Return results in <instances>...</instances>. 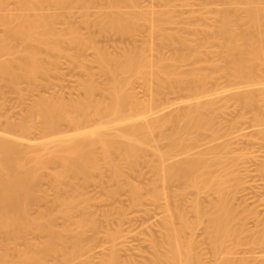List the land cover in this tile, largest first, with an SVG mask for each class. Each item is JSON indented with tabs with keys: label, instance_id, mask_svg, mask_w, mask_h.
Segmentation results:
<instances>
[{
	"label": "rangeland",
	"instance_id": "obj_1",
	"mask_svg": "<svg viewBox=\"0 0 264 264\" xmlns=\"http://www.w3.org/2000/svg\"><path fill=\"white\" fill-rule=\"evenodd\" d=\"M2 1L0 18L7 24L0 22V44L4 41L7 47L3 43L0 46V61H11L19 77L12 82L0 69V139L18 144L19 159L22 157L29 168L36 167L37 179L26 205L31 228L6 230L0 224V263L109 264L114 255L116 264H153L152 243L160 242L158 250L164 251L167 223L179 227L186 221L191 226L184 230L183 239L194 242V261L264 264V258L258 257L263 251L257 241L264 229V125L255 121L256 115L264 117V88L253 83L264 81V63H253L250 68L254 86L249 83L247 88L248 80L233 78L226 38L219 30L227 11L239 35L264 31V26L253 28L246 13L247 0ZM252 1L264 8V0ZM35 10L51 15L56 35L63 39L59 49L30 43L16 32L6 34L9 27L20 25L21 19ZM119 14L127 15L131 22L125 32L110 24ZM31 48L38 51L45 68L35 77L28 76L21 60ZM99 53L120 61L127 55L142 56L149 62L144 70L150 73L143 76L115 73L128 99L124 111L116 114L105 130L123 142L127 137L142 140V149L136 159L117 149L105 157L96 143L97 166L90 164L88 174L69 173L64 160L81 140L73 137L76 130L70 117L74 111L69 104L90 98L93 110L113 101L112 76L101 68ZM178 75L186 79L198 76L180 83L176 81ZM89 83L94 85L91 93ZM247 89L256 93L253 108L245 104L246 95L241 97ZM199 100L211 104L201 111L208 126L184 144L187 150H204L211 162L205 184L201 182L197 188L184 178H165L160 153L170 150L172 158L181 157L180 148L171 146L167 135ZM47 103L63 106L59 110L64 118L56 128L47 127L40 115L39 106ZM93 113L91 117L97 114ZM99 116L93 117L98 120L90 117L89 129L96 121L112 117ZM135 126L140 128L135 130ZM220 194L228 199L235 217L228 235L216 248L210 217L217 210L215 204L224 200ZM195 201L205 210L200 219ZM43 222L51 227H43ZM53 234L59 235L58 241L53 240ZM73 239L79 240L77 245ZM48 241L57 246V253L46 249ZM62 253H72L73 263Z\"/></svg>",
	"mask_w": 264,
	"mask_h": 264
},
{
	"label": "bare ground",
	"instance_id": "obj_2",
	"mask_svg": "<svg viewBox=\"0 0 264 264\" xmlns=\"http://www.w3.org/2000/svg\"><path fill=\"white\" fill-rule=\"evenodd\" d=\"M111 1L113 3H117L121 0H111ZM129 1H131L132 3L134 0H129ZM2 2L3 1L0 0V5L2 4ZM244 3H245V8H246V13L249 19L251 20L252 25L254 26L253 28L256 30L259 28L263 29L262 27L264 26V8L258 6L257 4H254L252 0L251 1L247 0ZM31 8L32 7H30V9ZM35 11L36 12L32 14L33 17H30L32 15H28V17H26L25 19L24 18L21 19L22 21L23 20L24 21L22 23L20 22L21 23L20 25L16 27L15 25L14 27L12 25L11 27H9L6 30L7 31L6 34H11V33L13 34L14 32H16L30 43H34L38 45H45L47 48H50V49H55V50L59 49L61 43L63 42V39L60 37L61 35L60 36L56 35V31L51 23L52 20L49 18L50 14L48 15L46 14V12L44 13L43 11H40V10H39L40 12H38L37 10ZM56 12L59 13L58 11ZM142 14L141 15L139 14L140 18L143 16ZM145 15H146V18L147 16H149L146 13ZM145 15L144 17H142L143 19H145ZM22 17H25V16L22 15ZM114 17L111 18V21H110L111 22L110 24L112 25V27H114L120 32H125L130 28L131 22L128 19L127 15H120L115 18ZM150 19L152 18L150 17ZM2 21L0 18V22ZM5 21L3 23H5ZM5 24H7V22ZM8 26H10V24ZM219 30H220V33L226 38V42L224 46L226 48V53H227L229 62L231 64V66L229 67V73L236 80L237 79L240 81L248 80L246 81L247 83L246 87L248 88L249 87L248 84L252 83L253 82L252 79H254L252 76L253 71L251 70L253 68L252 66L256 65L257 62L264 63V31L262 30L258 31L257 34L254 31L252 32H254L255 34L250 31V32H247L248 34L244 33L243 35H239L240 32L238 33V31H236V28L233 26L231 16L229 13H227V11L223 14L221 23L219 25ZM16 33H14V35ZM1 42L5 44L4 41H1ZM182 42L185 43L183 39H182ZM2 43L0 44V46L2 45ZM29 45L33 46V44H29ZM5 46L7 47L6 44ZM31 49L27 51L25 50L26 52L24 54L22 53L23 57L20 56V59L22 57L21 60L23 62L24 67L22 66V63L20 61L19 63H21L20 65L21 67L27 70V72L29 73L28 76L30 75L29 77H32V76L35 77L37 73L39 72L43 73L45 71V68L41 64V60L39 58L40 55L38 54V51H36L35 49H32V50ZM98 60L100 62L101 68L104 71L111 74L112 76L111 93L113 95V101L110 104H105L104 106L105 108L103 109H99L100 107H98L99 105L98 104L97 105L98 108H94L93 110L92 108L94 106L90 98L84 99L85 98L84 97L83 99L81 98L80 100H77L76 102H73V103L71 102L69 104V107L71 106V109L74 111L73 116L70 117V121L72 122V124H74L75 130H76L73 137L78 136L81 139V140H78V142L76 143L74 142L75 143L74 145L71 144L73 146L70 148L69 156H68L69 158L64 160L65 171L69 173L86 174L87 171H89V167H91L89 166L90 164L93 163L92 166H97L95 164V162H97V158H96L97 156L95 154L96 150L94 149V146L97 144L101 145L103 155L105 157L109 155L111 150L117 149V150L123 151L124 153L123 152L122 153L125 154L126 157H131L134 159L135 157L136 158L138 157L142 149L139 144V142L140 143L143 142L142 140L138 138H134V137H127L126 142H123L121 139L108 134L107 131L105 130L109 126V124H111V119L113 120L116 114H120L124 111L126 104H127V99H128L126 95L124 94L123 85L121 81L115 76V73L116 72L117 73L118 72L120 73L137 72V73H141V75L143 76V74H147L148 72L147 71L145 73L144 69H145L146 64H148L149 62L146 63L148 60L144 59V57L142 56L136 57L134 55H127L124 61H120L119 59H116L115 57H108L102 53L98 54ZM10 62L11 61H9L8 59L4 61H0V69L7 78H9L12 82H14L19 77V75L12 69L11 67L12 64H10ZM250 70L252 71V73ZM197 76L198 75L191 76L186 79L185 77L178 75L176 76L177 77L176 81L180 83L184 81L186 82L187 80L189 81L191 78L193 79L194 77H197ZM261 80L263 79H260V81ZM258 81L253 82V83H255L256 85L258 83H261L260 85L262 86V88H264L263 87L264 81H261V82H258ZM253 83L251 84V86L253 85ZM87 86H88L87 88L88 92L91 93L92 90L94 89V85L89 83V85ZM246 92H247L246 94L243 93L241 95V97L246 95L245 101H244L245 104L251 108L255 107L256 105L255 94L256 93L254 92L255 93L254 94L251 91V89H247ZM208 101L199 100L198 102L190 106L189 111L185 112L186 114L183 113V116H181L182 118H180L182 123H179V125L177 126L174 132L167 135L170 145L180 148L181 151H179V155L181 157L178 159L172 158L170 150L160 153V157L162 159L161 168L165 173V176H166L165 178L170 179V180L184 178L192 186H195V187L197 186V188H200L199 183L203 182V185L205 184L206 182L205 179L208 173L210 172V168H211L210 160H208V158L205 157L204 150L202 149H197V150L194 149L195 151L187 150L185 145H188L187 142L190 139L191 140L196 139V137L194 136L195 133L201 131L203 127L208 126L207 119H205V117L201 113L202 109H208L210 107L211 104ZM62 102L63 101H61L60 104H62ZM41 105L39 106L41 107L39 111H40V115L43 119L44 124L47 127L56 128L60 122V119L64 118V117L61 118L63 114H61L60 112L61 110H59V108L63 106L58 105V104L57 106L51 103L50 105H48V103L47 105H42V106ZM92 112H94L93 114H95V112L97 114L99 113V115L101 113L102 117L107 118L110 115L112 117L110 116L111 117L110 119L103 118L106 121H101V122L96 121L98 123L94 126V128L89 129L87 127V122L89 121ZM97 114H95V116L93 117L100 118V116ZM97 118H93V119L98 120ZM255 121H257L260 126L264 125V117L261 115H256ZM139 128L140 126L134 127L135 130H138ZM90 132H96L98 135L89 137ZM182 133H185L186 137L182 136ZM78 137H76V139ZM184 141H186V143ZM193 146H196V145H193ZM197 146H201V145L199 144ZM18 154L19 155L21 154V149L15 141H12L10 139H5V138L0 139V224L6 230L22 229V228L28 229L27 227H30L31 225V222H30L31 219L28 217V214L26 211V208H27L26 205H27L28 200L31 198V195L33 194L32 191L34 189L32 190V188L35 187L34 185L37 179V172L35 171L36 167L34 168L33 167L29 168L31 166L27 167L26 161L24 162L25 163L24 164L21 161L23 160L21 159L22 157L19 159V157L22 155L19 156ZM188 155H191L192 157L187 159L186 157ZM15 167L17 168V171ZM115 169L117 170V168ZM261 170L264 172V164L261 165ZM58 174L59 176L62 175L61 173H58ZM220 191L221 189L218 188L217 192L220 193ZM222 198L223 197H221V194H220V199ZM227 200L228 199L226 198L224 200H220L221 203L219 202H218L219 204L216 203L215 207L217 210L214 213V215L212 214V216L210 217V221L215 229V232L212 236V240L216 248H218L217 246L219 245L218 243L219 240L225 235H228L230 228H231L230 227L231 221L235 217L234 212L231 209L232 206L230 207V204H228ZM202 207L203 206L202 204L199 203V201H195L194 209L199 219L205 214V210ZM44 222H43L44 225H42L43 227H47L51 225L49 223H44ZM181 224H182L181 226L175 227L172 222L167 223L166 225L167 228H166V233H165L166 235H164L166 238L164 237L165 240L163 239V241H165V244L163 243L164 245H162V247L164 246L163 247L164 251L159 252L160 247L158 250V246H160L161 244L158 245L157 243H160V242L158 241L157 243L153 242L152 245L154 248L153 251H155V255L153 256V260H152L153 262L151 263L153 264H202L199 261H194V249H193L194 242L192 240L185 241L184 240L185 238L183 237L184 230H186L187 227L189 228L191 225L187 223L186 221L182 222ZM259 235L261 236L258 237L259 239L257 241L260 247H262V251L264 253V250H263L264 249L263 248L264 247V229L260 232ZM52 236L54 238L50 236V240L53 238V240L58 241L59 235L53 234ZM52 241H50V243L48 241L49 244L48 243L46 244L47 245L46 249L47 250L49 249L48 251H51L52 249L54 251L57 250V246L54 243L52 244ZM74 241L73 242L76 243L77 245L79 240H74ZM263 253H260L258 257L263 259L264 258L262 257L264 256ZM63 254L66 256V254L68 253L66 254L62 253V255ZM71 255L70 256L69 254L67 255L68 256L67 260L71 259L69 261H72L73 255L72 256ZM258 257H257V260L259 259ZM115 260H116L115 256L113 255V258H111V261L109 260V264H116ZM226 264H229V263L227 262Z\"/></svg>",
	"mask_w": 264,
	"mask_h": 264
}]
</instances>
